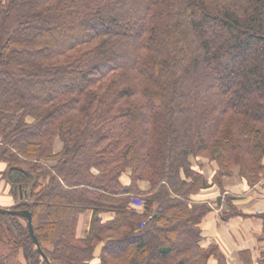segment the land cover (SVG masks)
<instances>
[{
  "label": "trees",
  "instance_id": "obj_1",
  "mask_svg": "<svg viewBox=\"0 0 264 264\" xmlns=\"http://www.w3.org/2000/svg\"><path fill=\"white\" fill-rule=\"evenodd\" d=\"M200 157L220 188L264 181V0H0V176L51 264H227L203 245ZM0 245L47 264L22 217Z\"/></svg>",
  "mask_w": 264,
  "mask_h": 264
},
{
  "label": "crops",
  "instance_id": "obj_2",
  "mask_svg": "<svg viewBox=\"0 0 264 264\" xmlns=\"http://www.w3.org/2000/svg\"><path fill=\"white\" fill-rule=\"evenodd\" d=\"M62 144L57 141L54 151H61ZM199 167L206 180L211 185L203 190L200 194L194 197L198 202H206L218 200L221 195L220 189L212 184L216 172V166L209 161L201 162V160L193 161L194 168ZM5 170V165L0 164V173ZM123 182L128 184L129 179L126 175ZM225 185L224 194H232L234 208L241 213L240 216H235L228 221L222 220V214L227 211L224 205L217 208L216 204H211L213 211L208 214L203 223L202 230L204 236V246L216 244L219 246L225 255L227 264H243L241 253L249 252L253 264H261L264 257V233L263 220L261 215H264V181L253 188H250L247 183L235 172ZM142 188H146L143 184ZM10 187L0 176V207L9 209L15 203L13 196L10 193ZM139 212H142L141 206H136ZM243 215V216H242ZM245 216V217H244ZM247 216V217H246ZM92 214L90 212L83 214L78 221L77 236L85 238L90 228ZM106 216L105 219H110ZM98 258L92 261L91 264H97ZM209 264H218L215 259H211Z\"/></svg>",
  "mask_w": 264,
  "mask_h": 264
},
{
  "label": "water",
  "instance_id": "obj_3",
  "mask_svg": "<svg viewBox=\"0 0 264 264\" xmlns=\"http://www.w3.org/2000/svg\"><path fill=\"white\" fill-rule=\"evenodd\" d=\"M15 215L22 217L27 220V227L29 229L30 235L32 237L33 243L35 244L39 254L41 255L42 259L47 263L51 264L47 256L44 254V252L41 249L40 243L38 241V238L36 237L33 229V224H32V215L29 211H16V210H11L7 208H0V215Z\"/></svg>",
  "mask_w": 264,
  "mask_h": 264
},
{
  "label": "rangeland",
  "instance_id": "obj_4",
  "mask_svg": "<svg viewBox=\"0 0 264 264\" xmlns=\"http://www.w3.org/2000/svg\"><path fill=\"white\" fill-rule=\"evenodd\" d=\"M200 160H201V162L203 161V162H205V161H209L210 163L212 162L210 159H208V158H201L200 157ZM193 161H196V159H194ZM215 166H216V169L218 168V166H217V164L215 163V162H212ZM201 167L202 165H200V164H198V162H197V168H195V169H198V170H201L199 167ZM235 172H238L239 173V169L238 168H236V169H234L233 171H232V174H230V175H227V176H224V177H222V180H221V182H222V185H221V188L223 189V192L225 193V185L224 184H229V181H230V179L232 178V176H233V174L235 173ZM3 179V178H2ZM3 180H5V179H3ZM214 185H216L219 189H220V191L222 190L220 187H219V184H214ZM211 185L209 184V187H210ZM203 191V190H202ZM201 191V192H202ZM200 192V193H201ZM222 192V191H221ZM199 193V194H200ZM224 196L225 197H227V198H230V197H234V196H232V194H224ZM217 201L218 200H215L214 202H212V200H210V201H206V202H203V203H207L208 205H210V206H212L213 204H216L217 203ZM233 201V200H232ZM212 204V205H211ZM228 205V203H226V208L228 207L227 206ZM1 208V207H0ZM0 248H1V245H0Z\"/></svg>",
  "mask_w": 264,
  "mask_h": 264
}]
</instances>
